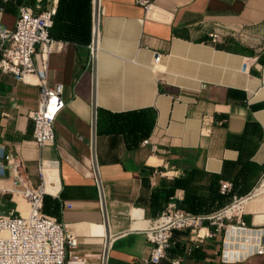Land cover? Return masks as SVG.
Wrapping results in <instances>:
<instances>
[{
    "label": "crops",
    "instance_id": "crops-1",
    "mask_svg": "<svg viewBox=\"0 0 264 264\" xmlns=\"http://www.w3.org/2000/svg\"><path fill=\"white\" fill-rule=\"evenodd\" d=\"M22 5L57 11L59 0ZM18 6L2 5L0 26L14 28ZM95 21L92 3L91 11L63 8L49 30L57 46L46 81L62 86L64 102L53 146L31 140L35 77L0 72V148L20 156L35 185L39 162L56 163L47 175L59 192L46 195L44 213L77 238L66 264H151L144 229L170 198L189 213L209 214L234 197H242L239 211L264 192L246 196L264 172V0H153L148 10L135 0H100L97 34ZM134 121L149 127L121 131ZM220 182L231 184L228 194ZM14 189L6 172L0 212L28 213ZM259 214L245 211L243 219L264 223ZM239 237L249 235L233 229L231 239ZM172 239L157 264L179 256L180 264H264V256L235 254L234 242L230 259L221 257L219 234L187 256L189 231Z\"/></svg>",
    "mask_w": 264,
    "mask_h": 264
},
{
    "label": "built area",
    "instance_id": "built-area-1",
    "mask_svg": "<svg viewBox=\"0 0 264 264\" xmlns=\"http://www.w3.org/2000/svg\"><path fill=\"white\" fill-rule=\"evenodd\" d=\"M11 1L14 0H0V10L3 4ZM91 3L97 22L100 0H91ZM135 3L148 10L153 0H135ZM55 12L54 7H49L34 13L32 8L20 5L14 28L0 26V72L11 74L18 81L33 76L40 87L37 110L30 114L33 121L31 140L38 148L54 145L53 122L64 107L61 98L62 86L55 84L49 87L46 81L48 59L57 46L56 40L49 35ZM216 39L217 35H212V40ZM52 167L57 168L54 161L39 162L37 169L40 181L35 185L26 175L20 156L0 148V177L6 172L12 174L15 184L12 194L24 200L28 207L27 215L15 214L13 211L0 212V264H66L67 254L77 246V238L68 227L43 211L44 197L57 196L59 192V183L57 185L52 180L46 181L43 175L46 169ZM263 180L264 172L248 195ZM230 190L229 182H220L219 191L222 195L228 194ZM240 199L242 197H234L231 204L213 213L193 214L179 208L175 200L170 198L163 212L151 220L144 230L150 245L147 262L157 264L167 256L168 250L174 245L172 238L175 231H189V244L184 248L187 256L204 239L212 237L222 229H226L228 233L230 227L249 235L234 244L237 248L250 250L244 258L264 256V223L247 226L243 219V210L237 216L236 213H224ZM63 207L71 208L72 204L64 203ZM224 219L229 222L236 219L237 225L226 224ZM201 230L203 234H200ZM181 261L182 257L179 256L172 264H180Z\"/></svg>",
    "mask_w": 264,
    "mask_h": 264
},
{
    "label": "rangeland",
    "instance_id": "rangeland-1",
    "mask_svg": "<svg viewBox=\"0 0 264 264\" xmlns=\"http://www.w3.org/2000/svg\"><path fill=\"white\" fill-rule=\"evenodd\" d=\"M257 189H261V190L264 191V180H263L262 184L257 187ZM252 193H254V191ZM232 202H233V200L230 203H228L227 205L231 204ZM254 209L258 210L260 214H264V192L261 195H258L256 197H254L253 200H251L247 204H245L243 206V208L240 209L239 211L243 210L244 211L243 214H244L245 211H253ZM239 211H237L236 214L235 213L234 214L236 216L239 215V213H240ZM27 214L28 213H25L24 215H27ZM224 221H225L226 224L237 225L236 224V219H233L232 222L226 221L225 219H224ZM246 223H247V226H250L248 224V222H246ZM229 229H228V233H226V229H222L219 233H217V234H219V242H218V244H219V254H220L221 257L225 258V256H226V258H228V259H230L227 256L228 254L226 252L228 243L229 242H234V244H235L236 241L238 240L237 238H235L234 240L231 239L232 230L235 229V228L233 227V228H229ZM201 234H203V232ZM233 249L235 251V254L237 253V255L239 253L237 251H239V250H246L247 254L250 251V250L249 251L247 250L248 248L247 249L236 248V247H234V245H233ZM245 257H246V255H245ZM243 258L242 259H236V260H243Z\"/></svg>",
    "mask_w": 264,
    "mask_h": 264
},
{
    "label": "trees",
    "instance_id": "trees-1",
    "mask_svg": "<svg viewBox=\"0 0 264 264\" xmlns=\"http://www.w3.org/2000/svg\"><path fill=\"white\" fill-rule=\"evenodd\" d=\"M27 0H16V3L18 5H22L26 2ZM82 3V4H81ZM81 7V8H87L89 11H91V0H59V6H58V9L53 17V22L55 21L57 15H58V12L59 10H63V8L65 9H70V10H73V9H77L78 11V8ZM73 8V9H72ZM49 35L52 37L51 35V32L49 31ZM54 39V38H53ZM125 125L121 126V131H125V132H134L136 130H141L145 127H149V123H143V126L140 124V122H130V123H124ZM248 192L244 193V195H246ZM240 198V197H238ZM45 206H46V196L44 197V205H43V211L45 210ZM245 222H248L246 219L244 220ZM175 247H177V244L175 245Z\"/></svg>",
    "mask_w": 264,
    "mask_h": 264
},
{
    "label": "bare ground",
    "instance_id": "bare-ground-1",
    "mask_svg": "<svg viewBox=\"0 0 264 264\" xmlns=\"http://www.w3.org/2000/svg\"><path fill=\"white\" fill-rule=\"evenodd\" d=\"M49 169H51V168L46 169V171H44L43 175H44L46 181H49V180L51 181V180H52V181H54V182L56 183L55 180L51 179L50 176L47 175V172H48ZM47 190H49V187H48V186H47ZM261 192H262L261 190H256V191L254 192V194H256V193L258 194V193H261ZM245 200H246V199H245ZM245 200H244V201H245ZM239 206H240V202H238V203H236L235 205L229 207V208L227 209V213H228V214L236 213V212L238 211V209H239ZM23 215H24V214H23ZM141 218H142V217H141ZM141 221H142V220H141ZM141 223H142V222H141ZM138 224H140V223H138ZM142 224H143V223H142ZM138 227H139V226H138ZM136 228H137V226H136ZM139 228H140V227H139ZM230 228H232V227H230ZM145 229H146V228H145ZM145 229H144V230H145ZM229 230H230V229H229ZM238 230H239V229H238ZM239 231L241 232L242 230H239ZM202 232H203V230L200 231V234H201ZM243 232H244V231H243ZM245 233H246V232H245ZM246 234H247V233H246ZM242 238H243V237H239V239L236 241V243H237V242H240V240H242ZM236 243H235V244H236ZM236 248H237V247H236ZM226 252H227V251H226ZM226 252H225V253H226Z\"/></svg>",
    "mask_w": 264,
    "mask_h": 264
},
{
    "label": "water",
    "instance_id": "water-1",
    "mask_svg": "<svg viewBox=\"0 0 264 264\" xmlns=\"http://www.w3.org/2000/svg\"><path fill=\"white\" fill-rule=\"evenodd\" d=\"M94 29H95V34L97 33V22L95 21V27H94Z\"/></svg>",
    "mask_w": 264,
    "mask_h": 264
}]
</instances>
